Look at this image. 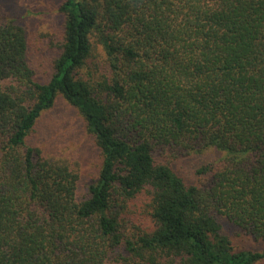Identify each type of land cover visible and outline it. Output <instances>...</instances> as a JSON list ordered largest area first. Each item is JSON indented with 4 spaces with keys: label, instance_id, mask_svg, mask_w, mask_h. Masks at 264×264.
<instances>
[{
    "label": "trees",
    "instance_id": "trees-1",
    "mask_svg": "<svg viewBox=\"0 0 264 264\" xmlns=\"http://www.w3.org/2000/svg\"><path fill=\"white\" fill-rule=\"evenodd\" d=\"M57 9L45 82L0 22V264H264V0ZM56 94L101 156L83 193L70 161L25 142ZM211 149L192 181L174 166Z\"/></svg>",
    "mask_w": 264,
    "mask_h": 264
},
{
    "label": "rangeland",
    "instance_id": "rangeland-1",
    "mask_svg": "<svg viewBox=\"0 0 264 264\" xmlns=\"http://www.w3.org/2000/svg\"><path fill=\"white\" fill-rule=\"evenodd\" d=\"M61 1L0 0V22L13 19L24 29L28 41L26 61L37 81L45 82L52 74L50 59L53 52L48 41L62 33L63 17L57 9ZM25 142L40 147L48 156L70 161L78 175L79 193H83L86 184L96 177L101 163L99 149L92 135L86 132L77 109L60 94H56L52 106L37 117L34 131ZM219 156L218 150L211 149L178 160L174 166L192 181L195 168ZM234 244L252 248L260 246L259 242L244 234L234 237Z\"/></svg>",
    "mask_w": 264,
    "mask_h": 264
}]
</instances>
